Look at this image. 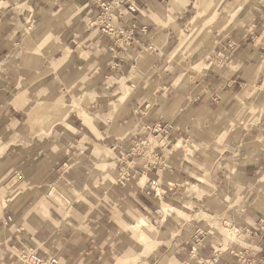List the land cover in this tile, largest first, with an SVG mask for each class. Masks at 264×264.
<instances>
[{
	"label": "clouds",
	"instance_id": "clouds-1",
	"mask_svg": "<svg viewBox=\"0 0 264 264\" xmlns=\"http://www.w3.org/2000/svg\"><path fill=\"white\" fill-rule=\"evenodd\" d=\"M18 197L0 264H264V0H0V219Z\"/></svg>",
	"mask_w": 264,
	"mask_h": 264
},
{
	"label": "crops",
	"instance_id": "crops-1",
	"mask_svg": "<svg viewBox=\"0 0 264 264\" xmlns=\"http://www.w3.org/2000/svg\"><path fill=\"white\" fill-rule=\"evenodd\" d=\"M137 2L141 3V0H137ZM141 6H143V5L141 4ZM93 7L95 8V6H93ZM95 10L100 11V9H98V8H95ZM11 15H14V14H9V16H5L4 20L7 21ZM139 15L140 14H135V16H139ZM22 19L23 18L21 17V20ZM193 22L195 23L194 20H193ZM132 23H138V21L133 20V21H130L129 24H132ZM10 28H11V25L6 26L5 31L10 30ZM105 43H111V40L105 38ZM73 47H75V46H73ZM72 55L74 56L75 53L73 52ZM57 58L59 59V56ZM74 62L80 63L79 60H76ZM18 103L23 105L24 104V98L21 97L18 100ZM36 114H37V116H41L43 113H41L39 110H37ZM37 146L39 147V143ZM40 159H43V157H41ZM23 161L24 162H23L22 166L25 170V176L26 177L32 176L36 172V164H38L39 161L29 160L27 157H24ZM251 170L252 169H250V171ZM51 178H54V177H50V179ZM9 179H11V177ZM189 179H191V182L193 184H199L200 183L199 180H196L194 178H189ZM5 183H7V181H5ZM77 183H79L78 179H77ZM40 192L41 193L47 192L49 197H55L57 200H59V191L55 188V186H54L52 191H48V189L46 187H42L40 189ZM17 199L20 200V202L18 204H16V206L14 208L11 207V205H10L8 209H5L4 214H3V218L0 219V229H3L6 236L12 235L11 232H8V229H10L13 224H16L19 226L23 222L22 221L23 213H24L26 208L33 205L35 198L29 197L26 199H20L18 197ZM34 206L36 207V211L33 213V216L30 217V220L33 223H35L38 220L39 216L42 215L43 213H45L46 211L53 214V215H58V213H52V210L48 208L47 203H45L43 200L36 202V204ZM75 207L79 208L82 211L86 207V205L77 204ZM177 211H179V209H177ZM108 215H110V214H106L105 217L102 218L100 221V224L102 225V227L100 229H98V231H100L101 236L104 235V232L107 228L117 226V225H115L116 221H111V222L108 221V219H107ZM206 216L208 217L209 214L206 213L205 219L207 218ZM5 222L7 223V227H5ZM133 222H134V220H132L131 217L125 218L124 219V227L127 230H133L131 228V225H132L131 223H133ZM205 222H206L205 220H200L199 224L202 225ZM248 227L254 235L260 236L261 239L264 240V232L259 231V229H257V228H252L251 225H249ZM17 235H20L21 237H23L24 233H18ZM141 239H143L142 235H141ZM201 239H203V237H201ZM209 240H211V236L209 237ZM15 242H16V237H15V235H13L12 241L10 242V246L12 243H15ZM22 242L23 243H29V241H27V240L22 241ZM34 245H35V241H32L30 246H34ZM87 246L89 247L90 244L82 243L81 245L77 246L76 248H72L71 253L73 255H78L79 252L83 251ZM182 247H184L186 251H185V253H181V257H183L184 259H187L188 256H191L194 261L207 260L210 257H212V253L217 252V249L212 246V243H209V242H206L205 245H203L199 249L194 248L191 243L186 244V245H182ZM90 248H91V246H90ZM239 251H242V249H239V248L226 249L224 251L223 255H221L220 258L217 260V264H236V261L239 260V256L237 255V252H239ZM37 255L40 256V255H46V254L41 252V253H38ZM259 256L262 259H264V252L259 253ZM178 258H180V257H178ZM212 258H214V257H212Z\"/></svg>",
	"mask_w": 264,
	"mask_h": 264
},
{
	"label": "rangeland",
	"instance_id": "rangeland-1",
	"mask_svg": "<svg viewBox=\"0 0 264 264\" xmlns=\"http://www.w3.org/2000/svg\"><path fill=\"white\" fill-rule=\"evenodd\" d=\"M106 38H107V37H106ZM107 39H108V38H107ZM185 211H187V210H185ZM108 214H110V213H108ZM207 214L210 215V213H207ZM110 215H111V214H110ZM204 220L206 221L207 218L204 219ZM113 221H115V220H113ZM135 223H136V221H134L133 223H131V224H132L131 227H132ZM113 225H114V224H113ZM115 225H117L116 227H120V225L117 223V221L115 222ZM217 225H218V226H217ZM217 225H216V228L219 229V231L216 233V235L221 236V238H223V239H226V238H227V235L230 234V231H229V229H228L227 224L224 225L223 227H221V225H219V224H217ZM209 227L211 228L212 226L209 225ZM227 232H228V233H227ZM85 249H88V250L91 251L90 246H89V247L87 246ZM97 259H98V257H97Z\"/></svg>",
	"mask_w": 264,
	"mask_h": 264
},
{
	"label": "bare ground",
	"instance_id": "bare-ground-1",
	"mask_svg": "<svg viewBox=\"0 0 264 264\" xmlns=\"http://www.w3.org/2000/svg\"><path fill=\"white\" fill-rule=\"evenodd\" d=\"M193 20L195 21V18H193ZM206 215V214H205ZM207 217V216H206ZM133 230H140L141 226L138 224V222L136 221V223L131 227ZM228 233V232H227ZM143 236V234H141ZM230 235V234H229ZM228 237V235H227ZM119 264V262H118ZM123 264H135V261L132 259H126L123 261Z\"/></svg>",
	"mask_w": 264,
	"mask_h": 264
},
{
	"label": "built area",
	"instance_id": "built-area-1",
	"mask_svg": "<svg viewBox=\"0 0 264 264\" xmlns=\"http://www.w3.org/2000/svg\"><path fill=\"white\" fill-rule=\"evenodd\" d=\"M125 7L128 8L129 6H128V5H125ZM100 11H102V10L100 9ZM135 14H139V13L137 12V13H134V15H135ZM132 21H133V20H132ZM129 23H130V21H129ZM108 39L111 40V38H108ZM225 225H226V224H225Z\"/></svg>",
	"mask_w": 264,
	"mask_h": 264
}]
</instances>
